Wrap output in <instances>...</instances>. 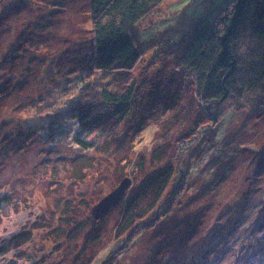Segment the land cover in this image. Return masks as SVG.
<instances>
[{
    "label": "rangeland",
    "instance_id": "374dc122",
    "mask_svg": "<svg viewBox=\"0 0 264 264\" xmlns=\"http://www.w3.org/2000/svg\"><path fill=\"white\" fill-rule=\"evenodd\" d=\"M226 1L165 0L137 23L133 33L139 44L153 38L148 29L154 24L158 42L140 50L137 75L132 72L139 90L158 83L139 96L135 115L120 131L124 138L118 131L92 141L101 133L92 125L85 138L94 147L85 151L75 137L88 125L80 121L83 128L76 130L70 111L81 105L80 114L87 109L93 116L99 110L93 100L92 106L83 105L79 89L80 75L88 72L90 80L99 69L89 60L93 1L0 0V191L13 201L0 210V264H264V80L262 93L230 97L209 133L183 138L190 125L181 124V141L172 137L162 143L168 131L174 135L170 125L184 94L195 91V85L184 87L188 79L176 62L177 45L163 41ZM243 41L260 51L253 41ZM242 51L238 78L247 80L252 58L248 49ZM170 96L174 100L163 105L162 115L180 97L163 122H156L160 110L138 119L160 97ZM206 122L201 118L199 124ZM113 125L106 123V129ZM166 165L174 173L150 226L119 238L126 198L135 195L134 203L144 205L145 179ZM257 167L262 171L256 175ZM124 179L130 181L126 193L111 206L113 199L104 198ZM248 199L260 209L254 219ZM66 213L81 224L74 241L58 232L68 228Z\"/></svg>",
    "mask_w": 264,
    "mask_h": 264
},
{
    "label": "trees",
    "instance_id": "16d2710c",
    "mask_svg": "<svg viewBox=\"0 0 264 264\" xmlns=\"http://www.w3.org/2000/svg\"><path fill=\"white\" fill-rule=\"evenodd\" d=\"M92 1V29L90 32L92 49L89 60L95 64V68L99 67V69L90 80L85 77L88 72L82 73L80 76L83 77V80L80 82L79 89L81 95H83V105L92 106L93 103H89L90 100H93L94 104L98 103L99 110L96 114L100 116L96 114L92 116L91 112L94 111L89 110V113L87 109L80 114L81 105H78L76 113L70 111L71 117L78 121L76 130L83 128V122L88 125L84 133L82 131V133L77 132L75 137V143L85 151H91L94 147L90 143V139L85 138V135L92 130V125L95 128L101 127V133L97 134L95 132L96 136L92 141L97 142L100 136L103 137V134L109 136L112 133L120 132L135 115L136 105L139 103V99L142 98L139 96L152 93L151 89L155 87V82L158 83L154 81L153 86L150 82H147L149 88L143 86L139 90L140 86L136 83L137 72L134 71L137 58L143 48L158 42V38L154 37V34H158L156 32L158 28L155 24L151 26L152 28H149L148 32L152 33L153 38L141 41L142 44L136 41L133 30L140 20L150 15L165 0ZM208 1L211 2L212 0ZM222 5L212 6L210 10H207L195 20L187 30L178 32L177 37L169 33L168 38L163 41L169 42L168 46L177 45L176 62L181 65L182 71L185 72V75H183L188 79L184 87L187 89L188 84L195 85V91L184 94V98L179 105L180 110L175 112L179 114L174 117V122L170 125L172 129L174 128V135L171 134L172 131H168L167 136L162 138V143L170 141L172 137L177 142L181 141L182 137L179 135L181 128L178 127L186 123L190 125V131L183 138L193 137L198 139L200 133H209L217 125L221 111L220 107L230 97L237 98V96H240L238 98L241 99L244 96L262 93V82L264 80V0H229V2L226 1V4ZM244 38H247V42L253 41L255 43L253 47H260V51H252L251 48L246 47L247 44L244 41L242 42ZM246 49L250 52L252 67L248 75L249 78L242 80L243 78H238V76L242 69L241 65H244L245 62L242 50ZM99 73L102 74V77H106L103 78V82L98 81L96 78ZM149 75L146 80L149 79ZM169 82L171 83V89L177 93L175 80L170 79L167 83ZM64 94L66 95V90H64ZM169 94H173V92ZM179 97L171 103V111L174 110ZM160 98L156 105H149L145 109L147 113L139 116L138 119L151 114L154 112L153 110H155V113L160 110L156 122H163L164 116H167V113L170 115V110L162 115L163 105L174 100V98L170 96L168 101V98L164 101H161ZM239 102L238 104H242L241 100ZM159 103H162V106L159 107ZM201 118L207 120L204 125L199 124ZM112 120L114 125L106 129V123H111ZM80 121L83 122L80 123ZM155 125L157 127L165 126H159V123ZM166 130L165 128L164 132ZM121 134L124 138V131L117 134V136ZM176 156L177 151L175 152V158ZM171 166L166 165V168L162 171L145 179L143 192L148 193L145 197L147 202L144 205H141V202L134 203L135 195L126 198L120 221L117 224L119 226L116 228L119 238L123 233L129 234L130 232L127 233V231L131 229L135 228L132 231H136L140 226L145 228L150 226V221L153 220L152 216L165 192L166 184L172 173H174V169H167ZM261 171V168L257 167L256 175ZM245 194L248 198L251 196L247 192ZM248 201L251 205L250 212L253 213L251 218L254 219L259 215L260 209L251 199H248L247 203ZM11 204H13L11 197L0 191V210ZM68 210L69 212L77 210V207H69ZM236 211L241 212L242 207L238 206ZM73 214L66 213L68 223L65 225L68 228L58 229L59 234L70 238L72 241L77 238L76 234L81 227L79 220L74 218ZM148 217L150 219H147Z\"/></svg>",
    "mask_w": 264,
    "mask_h": 264
},
{
    "label": "water",
    "instance_id": "95a60500",
    "mask_svg": "<svg viewBox=\"0 0 264 264\" xmlns=\"http://www.w3.org/2000/svg\"><path fill=\"white\" fill-rule=\"evenodd\" d=\"M129 183H130V181L128 179H124L121 182V184L119 185V187L114 192H112L110 195H108L106 198H104L105 199L104 201L108 200L107 202H110L111 199H113V201L111 202L113 204H111V206L116 205L118 202H120L123 199V197L126 193V190L129 186ZM95 213H96V208H93L92 209V215H94L95 219H99V217L97 215H95Z\"/></svg>",
    "mask_w": 264,
    "mask_h": 264
}]
</instances>
